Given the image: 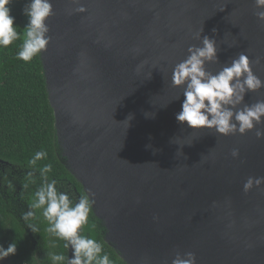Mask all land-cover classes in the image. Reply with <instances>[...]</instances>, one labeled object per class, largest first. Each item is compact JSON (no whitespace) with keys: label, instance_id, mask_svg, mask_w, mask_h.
<instances>
[{"label":"water","instance_id":"obj_1","mask_svg":"<svg viewBox=\"0 0 264 264\" xmlns=\"http://www.w3.org/2000/svg\"><path fill=\"white\" fill-rule=\"evenodd\" d=\"M50 2L41 60L60 159L95 194L105 242L127 264H172L177 253L196 264H264V184L244 191L249 177L264 178V118L244 134L192 129L176 120L184 88L172 84L204 37L218 49L206 71L243 53L264 81L255 0ZM258 101L264 88L244 103Z\"/></svg>","mask_w":264,"mask_h":264},{"label":"clouds","instance_id":"obj_2","mask_svg":"<svg viewBox=\"0 0 264 264\" xmlns=\"http://www.w3.org/2000/svg\"><path fill=\"white\" fill-rule=\"evenodd\" d=\"M72 2L79 4V0ZM11 3L12 0H0V48H6L21 38L18 27L15 26V18L10 14ZM255 6V15L259 21L264 22V0H255ZM76 10L81 13L87 11L83 6ZM24 12L29 23L24 29L17 59L30 62L50 43L46 22L53 14V7L50 0H30ZM196 38L200 39V35ZM202 45L190 47L188 57L173 69V86L184 88L182 110L176 114V120L198 131L214 129L222 136L234 135L237 132L244 134L252 130L254 125L264 118V101L247 105L244 103L245 96L248 92L264 88V81L254 74L250 59L243 53L215 75L206 71V64L217 62L218 49L216 41L208 37L202 39ZM256 63H259V60ZM242 104L244 107L241 109L238 106ZM132 118L129 116L128 120ZM256 136L264 138V132L256 131ZM47 156V151H37L28 161L29 167L36 168L37 162ZM232 156L238 157L239 151L233 149ZM37 170L42 182L32 193L29 211L23 213L22 219L27 222L33 233H38L39 228L31 221L37 219L36 210H40L48 224L45 231L65 241V248L71 247L74 250V258L71 259L64 254H50L52 264H112L108 254L102 255L101 242L81 234L83 226L88 224L95 194L81 195L78 202L73 203L66 192L58 191L57 181L49 179L48 174L53 171L51 163L44 164ZM24 179L23 190L36 183L32 171H29ZM261 184H264V178L249 177L244 184V191L248 192L254 185ZM8 187L14 188L11 181L8 182ZM16 251L15 242L6 249L0 246V261L15 255ZM172 264H196V257L193 253H186L185 256L177 253Z\"/></svg>","mask_w":264,"mask_h":264},{"label":"trees","instance_id":"obj_3","mask_svg":"<svg viewBox=\"0 0 264 264\" xmlns=\"http://www.w3.org/2000/svg\"><path fill=\"white\" fill-rule=\"evenodd\" d=\"M28 3L30 0H12L9 5L10 14L15 18V26L18 27L21 38L6 48H0V160L8 163L2 164L6 169L34 172L36 185L42 182L37 169L51 163L53 171L48 174L49 179H55L59 191L66 192L75 203L85 192L60 159L55 115L49 100L41 54L30 62L17 59L24 29L29 23L24 12ZM40 150L48 152L47 158L38 161L36 168L29 167L28 161ZM4 178L0 179V246L6 249L10 244L16 243V254L8 257L10 264H38L32 241L23 223L15 216L14 204L4 189L9 182L8 178ZM35 184H30L33 187L32 193L37 188ZM36 212L40 218L36 225L39 229L42 227L39 232L47 243L51 242L45 247L48 257L44 264H52L50 254H64L68 257L65 241L46 232L47 221L40 210ZM106 233L103 222L91 210L88 224L83 226L81 234L101 242L102 255L108 254L112 264H127L105 242Z\"/></svg>","mask_w":264,"mask_h":264},{"label":"rangeland","instance_id":"obj_4","mask_svg":"<svg viewBox=\"0 0 264 264\" xmlns=\"http://www.w3.org/2000/svg\"><path fill=\"white\" fill-rule=\"evenodd\" d=\"M61 157V156H60ZM27 172H24L22 170H16V169H6V166L0 164V179L4 180L8 178V181H11V183L14 185V190H10L11 188L8 187V184H5L4 189L7 191V194L10 195V200L14 204V214L15 216L23 223V225L26 228V231L32 241L35 255L37 258L38 264H44L45 260L48 257V253L45 250V247L51 243H47L46 239L43 238V235L38 233H33L31 229L28 228L27 222H25L22 219L23 213L29 211V201L31 197V193L33 191V187L29 185L28 189L23 190L22 184L25 182V176ZM41 183L35 184L36 187H39ZM39 213L36 212V215ZM40 218L37 217V219L31 221V223L36 224ZM39 228V226H37ZM42 230V227H40L39 231ZM0 264H10L9 258H6L3 261H0Z\"/></svg>","mask_w":264,"mask_h":264},{"label":"flooded vegetation","instance_id":"obj_5","mask_svg":"<svg viewBox=\"0 0 264 264\" xmlns=\"http://www.w3.org/2000/svg\"><path fill=\"white\" fill-rule=\"evenodd\" d=\"M57 189H58V191L60 190L58 186H57Z\"/></svg>","mask_w":264,"mask_h":264}]
</instances>
